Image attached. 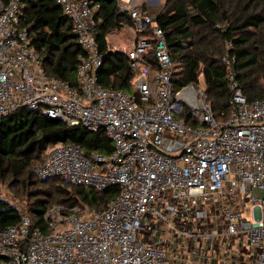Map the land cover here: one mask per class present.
Listing matches in <instances>:
<instances>
[{
  "label": "built area",
  "instance_id": "obj_1",
  "mask_svg": "<svg viewBox=\"0 0 264 264\" xmlns=\"http://www.w3.org/2000/svg\"><path fill=\"white\" fill-rule=\"evenodd\" d=\"M117 1L135 32L150 29L156 42V69L144 61L150 40L136 36L127 52L136 93L99 83L105 57L98 3L56 0L83 50L75 88L47 73L22 27L23 0H0V123L27 108L71 127L104 130L109 155L87 157L78 145L56 144L35 173L119 190L102 212L75 207L62 216L53 207L47 232L28 216L0 229V264H264V99L246 98L226 55L229 116L217 122L202 73L198 83L175 90L178 68L164 32L140 5ZM186 109L198 126L180 118Z\"/></svg>",
  "mask_w": 264,
  "mask_h": 264
},
{
  "label": "trees",
  "instance_id": "obj_2",
  "mask_svg": "<svg viewBox=\"0 0 264 264\" xmlns=\"http://www.w3.org/2000/svg\"><path fill=\"white\" fill-rule=\"evenodd\" d=\"M92 1L100 5L96 13L100 21L97 41L105 57L98 73L99 83L105 88L136 93L131 84L136 71L128 55L114 51L107 40L112 31L132 26V19L120 11L117 0ZM22 3V27L28 30L31 45L41 55L47 73L76 88L83 50L71 19L56 0ZM155 13V25L164 32L178 68L173 76L175 90L198 83L202 73L214 117L219 123L226 122L231 93L222 59L228 55L235 60L233 72L246 98L264 99V0H166ZM136 35L137 39L152 42L144 61L156 69L152 30ZM180 118L198 126L187 109ZM56 144L78 145L87 157L113 151L104 130L91 132L83 126L71 127L27 108L11 113L0 123V187L20 186L27 193L28 203L25 211L0 195V229L15 226L28 216L33 228L47 232L49 222L45 217L53 207L59 206L62 216L69 215L75 207L88 206L102 212L118 194V187L99 192L60 178L40 180L35 168L43 163L47 149Z\"/></svg>",
  "mask_w": 264,
  "mask_h": 264
},
{
  "label": "crops",
  "instance_id": "obj_3",
  "mask_svg": "<svg viewBox=\"0 0 264 264\" xmlns=\"http://www.w3.org/2000/svg\"><path fill=\"white\" fill-rule=\"evenodd\" d=\"M166 0H164V2H162V5L165 3ZM125 4H127L130 7H132V5H140L149 15L151 16H155L156 15V11L158 9L157 8V4H160V0H129L128 2L124 1ZM161 5V6H162ZM160 6V7H161ZM126 12V11H125ZM127 16L129 15L128 12ZM131 18V17H130ZM115 33H118L119 36H125V40L121 39L122 41L124 40L125 45L120 43H117L116 41L112 40V39H108L110 36H114ZM136 32L134 30L133 27V21H132V26H124L119 30H114L112 31L108 36H107V40L109 45H112L113 47H111L114 51H123L127 54V52H129L133 46V43L136 39Z\"/></svg>",
  "mask_w": 264,
  "mask_h": 264
},
{
  "label": "rangeland",
  "instance_id": "obj_4",
  "mask_svg": "<svg viewBox=\"0 0 264 264\" xmlns=\"http://www.w3.org/2000/svg\"><path fill=\"white\" fill-rule=\"evenodd\" d=\"M122 1H126L128 2L129 0H122ZM162 2H164V0H160V4H157V8L159 9L160 6L162 5ZM108 39H112L114 41H116L117 43H122L125 45V36H122L118 33H115L114 36H110ZM121 39H124L123 41ZM110 47H113L112 45H110ZM0 195L4 198L9 200V202L18 205L20 208H22V210H25V206L28 204L27 203V199H26V191L24 189H22L20 186H15L13 189L12 188H8L7 186L4 187H0ZM247 209H251V204H247V206L245 207V212L247 211ZM27 211V210H25ZM246 217H248L249 220H252V214L251 213H246L245 214ZM238 261V259H236ZM241 264H251L249 261H245V260H240Z\"/></svg>",
  "mask_w": 264,
  "mask_h": 264
},
{
  "label": "water",
  "instance_id": "obj_5",
  "mask_svg": "<svg viewBox=\"0 0 264 264\" xmlns=\"http://www.w3.org/2000/svg\"><path fill=\"white\" fill-rule=\"evenodd\" d=\"M156 21H157V19H156V18H154V19H153V22L155 23Z\"/></svg>",
  "mask_w": 264,
  "mask_h": 264
}]
</instances>
